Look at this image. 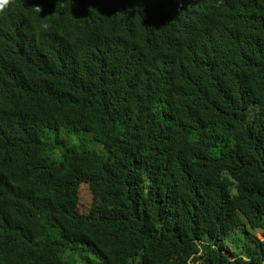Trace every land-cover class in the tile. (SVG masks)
I'll list each match as a JSON object with an SVG mask.
<instances>
[{"label":"trees","instance_id":"trees-1","mask_svg":"<svg viewBox=\"0 0 264 264\" xmlns=\"http://www.w3.org/2000/svg\"><path fill=\"white\" fill-rule=\"evenodd\" d=\"M258 233L264 0L0 13V264H264Z\"/></svg>","mask_w":264,"mask_h":264},{"label":"rangeland","instance_id":"rangeland-1","mask_svg":"<svg viewBox=\"0 0 264 264\" xmlns=\"http://www.w3.org/2000/svg\"><path fill=\"white\" fill-rule=\"evenodd\" d=\"M78 206L77 210L79 213L88 214L90 213L94 199H92V194L89 188L86 185H81L78 190ZM259 238L264 239V236L261 233L257 234ZM242 249H239L240 251Z\"/></svg>","mask_w":264,"mask_h":264},{"label":"clouds","instance_id":"clouds-1","mask_svg":"<svg viewBox=\"0 0 264 264\" xmlns=\"http://www.w3.org/2000/svg\"><path fill=\"white\" fill-rule=\"evenodd\" d=\"M11 2H12V0H0V13H3L6 10V8L11 4ZM34 10L36 12H41L42 8H40L39 6H36ZM45 27H47V25H45ZM55 149L62 150L60 146H57ZM77 206H78V204H77Z\"/></svg>","mask_w":264,"mask_h":264},{"label":"bare ground","instance_id":"bare-ground-1","mask_svg":"<svg viewBox=\"0 0 264 264\" xmlns=\"http://www.w3.org/2000/svg\"><path fill=\"white\" fill-rule=\"evenodd\" d=\"M131 186V185H130Z\"/></svg>","mask_w":264,"mask_h":264}]
</instances>
